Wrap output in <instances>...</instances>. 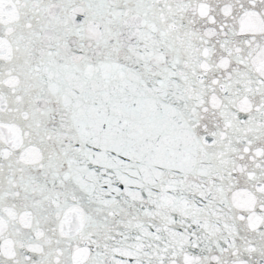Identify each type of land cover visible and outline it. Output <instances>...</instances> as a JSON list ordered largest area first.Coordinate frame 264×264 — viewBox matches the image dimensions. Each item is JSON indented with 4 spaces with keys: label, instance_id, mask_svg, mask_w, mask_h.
Wrapping results in <instances>:
<instances>
[{
    "label": "snow or ice",
    "instance_id": "snow-or-ice-1",
    "mask_svg": "<svg viewBox=\"0 0 264 264\" xmlns=\"http://www.w3.org/2000/svg\"><path fill=\"white\" fill-rule=\"evenodd\" d=\"M0 264H264V0H0Z\"/></svg>",
    "mask_w": 264,
    "mask_h": 264
}]
</instances>
